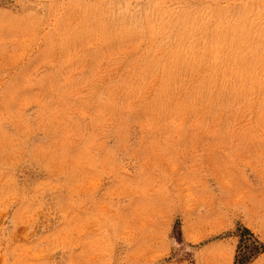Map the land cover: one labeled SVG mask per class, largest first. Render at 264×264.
I'll return each mask as SVG.
<instances>
[{
  "label": "rangeland",
  "instance_id": "rangeland-1",
  "mask_svg": "<svg viewBox=\"0 0 264 264\" xmlns=\"http://www.w3.org/2000/svg\"><path fill=\"white\" fill-rule=\"evenodd\" d=\"M244 228L264 0H0V264H236Z\"/></svg>",
  "mask_w": 264,
  "mask_h": 264
},
{
  "label": "trees",
  "instance_id": "trees-1",
  "mask_svg": "<svg viewBox=\"0 0 264 264\" xmlns=\"http://www.w3.org/2000/svg\"><path fill=\"white\" fill-rule=\"evenodd\" d=\"M246 233L250 234V239L241 240L240 252L236 257V264H248L252 258L256 257L264 250L263 244L255 238L253 233L248 229L244 228Z\"/></svg>",
  "mask_w": 264,
  "mask_h": 264
}]
</instances>
